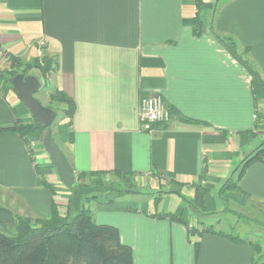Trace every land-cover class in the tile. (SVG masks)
<instances>
[{
    "label": "crops",
    "instance_id": "0c3cea01",
    "mask_svg": "<svg viewBox=\"0 0 264 264\" xmlns=\"http://www.w3.org/2000/svg\"><path fill=\"white\" fill-rule=\"evenodd\" d=\"M197 2L0 0V59L29 62L45 50L55 60L47 84L74 101V115L50 130L75 182L92 187L118 178L113 191L70 192L45 139L28 135L37 164L19 134L4 131L1 205L44 220L56 207L73 219L83 196L93 194L96 222L118 228L134 264H253L264 161L241 178L236 170L264 142V0H202L201 36L193 27ZM217 35L232 38L238 55ZM3 87L0 126L7 128L24 121V109ZM154 93L171 119L151 135L139 106ZM123 177H133L136 191L125 192ZM251 233L254 239L245 238Z\"/></svg>",
    "mask_w": 264,
    "mask_h": 264
},
{
    "label": "trees",
    "instance_id": "16d2710c",
    "mask_svg": "<svg viewBox=\"0 0 264 264\" xmlns=\"http://www.w3.org/2000/svg\"><path fill=\"white\" fill-rule=\"evenodd\" d=\"M197 1L193 27L195 35L201 36L204 25L201 19L202 0ZM217 38L233 54L238 55L237 44L232 38L220 35H217ZM8 56L11 69L0 70V80L4 87L6 85L12 90L11 79L18 74L13 69L21 64V60L12 55ZM52 60L47 57L41 62L37 58L33 65L25 64V69L35 68L42 74H47L54 64ZM51 94L52 99L66 103L63 115L72 117L75 113L74 101L60 90H53ZM183 120L196 122L188 118ZM48 129L35 120L25 124L20 119H17L14 126L7 128L0 126V132L13 131L19 134L27 146L29 143L26 137L29 134H35L36 137L44 140ZM262 161H264V142L242 161L241 166L236 170L239 178L252 163ZM229 187L236 188L238 184L233 183ZM125 192L129 193L133 190ZM161 217L180 220L171 214ZM0 264H134V258L132 248L122 242L118 228L99 224L89 209L83 208L78 215L70 219L69 215H61L55 207L52 217L44 220L18 216L0 204ZM253 264H258L255 259Z\"/></svg>",
    "mask_w": 264,
    "mask_h": 264
},
{
    "label": "rangeland",
    "instance_id": "374dc122",
    "mask_svg": "<svg viewBox=\"0 0 264 264\" xmlns=\"http://www.w3.org/2000/svg\"><path fill=\"white\" fill-rule=\"evenodd\" d=\"M47 57L50 58V59H53V57L50 54H48L45 50H42L40 52V55H38L37 58L39 60H41V62H43V59L44 58H47ZM16 58H19L21 60L20 61L21 64L18 65L15 69H13L14 71H16V73H18V74H24L25 76H36L39 79V81L41 83V87H40L39 91L37 93H35L34 96L44 106L49 107V108H52L53 110L56 111L57 118H56L54 124L52 125V128H53L54 132H56L57 131L56 128H57V126H58V124L60 122V118L63 115V109L66 108V105H65L66 103H63L62 101H58V100L52 99V97H51L52 94L51 93H52V91H53L54 88H53V86H52L51 83L48 82V84H47V82H46L47 76L49 74H51L54 71V69H55L54 64H52V68H51V70H50L49 73L42 74L40 72V70L35 69V68L34 69H29V70L25 69V64H31V65H33L35 63V60L37 58L34 59V60H32V61H29V62L26 61L25 59L20 58V57H16ZM52 61H54V63H55V60L54 59ZM10 67H11V63H10V60H9V56L6 55L5 59L1 60V62H0V70L6 71V70L11 69ZM0 82L2 83V80H0ZM3 88L4 89H9V87L6 86V85ZM22 106H23V109H24V111H23L24 112L23 113L24 116H22V118L24 119V121H22V122L25 123V124H30L31 123V121H30L31 120V114L28 111V109L26 107H24L23 104H22ZM260 114H261V112H260ZM26 138H27V141L29 143V145H28V148H30L29 151L32 154V153H34V151L31 148L32 142H30L29 138L31 140H35V139L32 136H30L29 138L27 136ZM31 156H32V158H33L34 161L37 162V160H39L38 159L39 158L38 156L35 157V158L33 157V154ZM37 164H40L39 161H38ZM52 166L54 168V172L57 174L56 167L54 166V164H52ZM123 178L126 179L125 177H123ZM58 179H59V177H58ZM116 180L118 181V178L112 177L110 179V181H106V182L104 181L105 183L103 182L102 184H100L101 186L100 185H94L92 187H90V185H87V184L83 185V184L79 183L78 180H77L75 182V184L73 185L72 188H68L59 179V181L61 182L63 188L69 190L70 192H75V191H80V190H90L91 188L92 189H97V190H105V189L111 190V189H114V188H118L112 182V181H116ZM119 180L121 181L122 178H120ZM133 184L135 185L134 180H133V177H132L130 179H126V181H125V183H123L122 187H123V189H126L125 191H127V190H130L131 188H133ZM111 191H113V190H111ZM133 191H136V190H133ZM110 194L113 196L114 195V192H110ZM92 195L93 194H90L89 196H87V195L83 196V198L81 200V204H82L83 208L89 209L91 211V213L94 215V218H95V216H96V214H95L96 206L99 203V201L97 203L94 200V198L91 197ZM145 196L147 197V195H145ZM0 199L2 201V196H0ZM109 200H110V198L105 199L103 201L104 204H110V201ZM255 215L257 216V220H259L261 222L260 223L261 225L260 224H257L256 226L255 225L253 226V228L255 229V232H254L255 233V236H254V238H259L258 242L256 241L257 243H255V246H256V249H257V253H258L257 258H255V261L258 264H262V263H264V212L262 211V212H259V213H255ZM18 216H21V215H18ZM252 234L253 233H251V235L250 234H246L247 237H245V238H249L251 240L254 239L253 236H252ZM243 236H245V234Z\"/></svg>",
    "mask_w": 264,
    "mask_h": 264
},
{
    "label": "water",
    "instance_id": "95a60500",
    "mask_svg": "<svg viewBox=\"0 0 264 264\" xmlns=\"http://www.w3.org/2000/svg\"><path fill=\"white\" fill-rule=\"evenodd\" d=\"M11 85L13 92L28 109L33 120L49 128L45 137V148L56 167L60 181L66 187L72 188L75 184V172L67 156L54 140L50 130L57 118V113L52 108L44 106L34 96L41 87L39 79L36 76L18 74L11 79Z\"/></svg>",
    "mask_w": 264,
    "mask_h": 264
},
{
    "label": "built area",
    "instance_id": "2783aa9c",
    "mask_svg": "<svg viewBox=\"0 0 264 264\" xmlns=\"http://www.w3.org/2000/svg\"><path fill=\"white\" fill-rule=\"evenodd\" d=\"M139 116L142 128L149 134L154 135L156 133L155 126L157 124L169 122L171 119V112L165 106L163 96L159 93H154L141 99ZM34 147L35 146L32 144L31 148L33 151ZM32 154L34 158L37 156L35 151Z\"/></svg>",
    "mask_w": 264,
    "mask_h": 264
}]
</instances>
